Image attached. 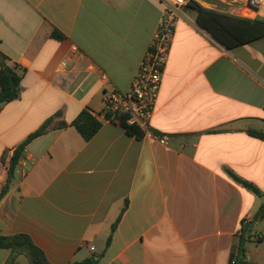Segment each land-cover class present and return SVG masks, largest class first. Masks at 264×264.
Returning <instances> with one entry per match:
<instances>
[{"label":"crops","instance_id":"0c3cea01","mask_svg":"<svg viewBox=\"0 0 264 264\" xmlns=\"http://www.w3.org/2000/svg\"><path fill=\"white\" fill-rule=\"evenodd\" d=\"M165 1L0 0V53L26 70L20 98L0 107L1 179L5 154L53 118L0 202V235H28L50 264H231L251 222L245 261L257 264L248 256L264 197L230 172L264 195V140L251 134L264 132V37L227 49L187 0L144 138L103 115L105 93L130 90ZM193 1L264 21L250 0ZM83 110L102 122L90 141L72 125ZM12 256L0 249V264Z\"/></svg>","mask_w":264,"mask_h":264},{"label":"trees","instance_id":"16d2710c","mask_svg":"<svg viewBox=\"0 0 264 264\" xmlns=\"http://www.w3.org/2000/svg\"><path fill=\"white\" fill-rule=\"evenodd\" d=\"M191 5L198 8L197 22L201 28L206 30L219 44L227 49H233L237 46L248 44L254 40L264 37V21L249 20L244 18L233 17L227 14H221L216 11H211L199 7L193 0H190ZM51 37L57 40H63L64 36L57 30H54ZM19 66L11 63L10 59L4 54L0 53V107L13 102L21 96V81L26 73V70L18 72ZM104 117L112 122L119 123L125 128L128 135L142 140L145 132L138 126H130L127 124V117L125 115H115L111 112H104ZM53 118L47 120L37 131L32 133L23 143H21L14 151L9 160L8 180L6 185L0 192V202L8 193L10 183L12 182L16 169L24 157L27 146L36 138L46 133L50 127ZM72 125L77 129L85 141H90L102 128V122L97 118V115L92 114L89 110H83L75 119ZM159 135L157 132H154ZM251 134L259 139L264 140V132L251 131ZM8 154L3 157L2 163L6 162ZM233 179L241 184L243 187L254 192L255 194L264 197L259 189L249 182H246L230 172ZM124 211V210H123ZM264 219V203L256 214L255 223ZM119 219L113 226V231L116 229ZM254 222L243 223L241 234L238 238V245L236 255L232 256V261L235 264H243L245 261L246 244L252 232ZM262 242V238L260 240ZM111 244V237L107 241V247ZM0 249H8L13 252V256L7 264H13L16 255L25 254L31 264H50L44 254L32 241V239L25 234L15 236L0 235ZM99 261L96 256H91L82 262L73 264H98ZM247 263V262H246ZM248 264V263H247Z\"/></svg>","mask_w":264,"mask_h":264},{"label":"built area","instance_id":"2783aa9c","mask_svg":"<svg viewBox=\"0 0 264 264\" xmlns=\"http://www.w3.org/2000/svg\"><path fill=\"white\" fill-rule=\"evenodd\" d=\"M164 4L163 16L130 90L124 94L118 92L105 93V112H111L118 116L125 115L128 125L138 126L143 131H149V123L162 87L165 65L176 25L187 0H166ZM250 4L254 8L261 9L264 6V0H250ZM67 68L68 63L62 62L60 69L66 70ZM102 78L105 80L107 77L102 75ZM156 138L162 143L166 141L164 136L158 135ZM9 160L10 158H7L5 163H1V167L7 173L6 180L0 177V183H3L2 188L8 180ZM233 264L235 263L233 262ZM243 264H247L246 261Z\"/></svg>","mask_w":264,"mask_h":264},{"label":"rangeland","instance_id":"374dc122","mask_svg":"<svg viewBox=\"0 0 264 264\" xmlns=\"http://www.w3.org/2000/svg\"><path fill=\"white\" fill-rule=\"evenodd\" d=\"M257 223V230L255 231V233H257L262 238V242H258V240H256L252 243V245H250L248 258L256 259L257 264H264V236L261 232L264 231V219L258 221Z\"/></svg>","mask_w":264,"mask_h":264}]
</instances>
